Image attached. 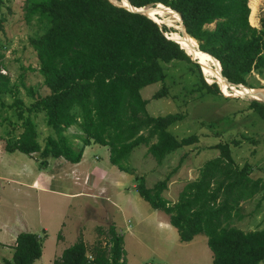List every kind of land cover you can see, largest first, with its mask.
<instances>
[{
  "label": "trees",
  "instance_id": "1",
  "mask_svg": "<svg viewBox=\"0 0 264 264\" xmlns=\"http://www.w3.org/2000/svg\"><path fill=\"white\" fill-rule=\"evenodd\" d=\"M128 1L135 8L161 4L177 12L187 35L201 52L218 61L228 82L248 89L263 88L247 80L253 73L264 75V20L259 30L250 25L248 0ZM23 9L26 23L35 20L42 28L29 43L47 94L26 88L32 99L26 105L18 97L16 85L0 73V109L11 111L12 117L0 130L4 150L35 154L39 168L45 169L49 159L63 158L77 164L86 146H105L110 164L135 177L140 198L168 216L181 243L206 236L211 264L264 262V229L245 232L232 226L241 218V203L260 192L264 199V180L252 179L250 164L238 167L231 155V147L238 148L243 141L254 144L255 139L242 135L241 139L214 145L218 156L203 164L195 180L182 185L174 203L165 193L177 168L147 188L144 176L126 163L134 149L144 146L161 165L168 155L199 140L196 134L177 139L168 129L183 116H150L146 111L148 101L140 95L142 88L161 82L153 99L166 97V70L171 65H184L195 78L190 95L226 98L215 82L206 81L201 67L185 50L165 36L172 31L109 0H24ZM2 22L0 17V31ZM2 59L0 53V71L4 67ZM6 94L14 97L8 105L2 102ZM248 109L264 121L262 102L251 100ZM38 113H43L46 126L54 133L43 144L33 118ZM72 127L79 133L75 138L80 143L78 148L67 134ZM123 243L122 235L110 226L106 247L88 252L80 238L53 264H126ZM41 255V238L20 233L11 261L5 264H34Z\"/></svg>",
  "mask_w": 264,
  "mask_h": 264
},
{
  "label": "rangeland",
  "instance_id": "2",
  "mask_svg": "<svg viewBox=\"0 0 264 264\" xmlns=\"http://www.w3.org/2000/svg\"><path fill=\"white\" fill-rule=\"evenodd\" d=\"M112 1L115 4L119 2L118 0ZM248 1L247 5L250 7L248 21L252 27L259 30L264 20V0ZM23 4L24 0H1L0 17L3 22L2 31H0V53H3L2 63L4 67L0 73L9 77L10 82L16 85V89L19 91L18 97L26 105H29L32 99L27 95L26 88L30 87L40 95L47 94V89L44 86L43 77L37 71L36 53L29 43L30 38L42 32V28L35 20L30 24L26 23ZM155 10L161 12L160 15L153 16L157 18L158 24L170 29L172 31L170 35L176 38L177 30L165 22V18L173 17L174 13L159 6ZM165 34L168 35L169 33ZM176 40L182 43L179 39L176 38ZM185 48L189 54L186 46ZM193 58L200 62L199 59ZM201 68L208 83L217 82L211 72L205 70L202 64ZM247 80L249 83L259 84L264 88V75L259 76L253 73L247 77ZM194 82L195 78L184 65H171L166 70V85L168 86L166 97L153 99V95L162 87L161 82L142 88L140 95L148 101L146 111L150 116H165L167 114L183 116V120L168 129L177 139L196 134L199 139L198 142L168 155L161 165H158L147 154L146 147H138L126 160L128 166L134 168L138 175L144 176L147 188L153 187L156 182L165 179L173 169L177 168V171L170 178L168 192L169 189H181L178 188L179 184H172L174 179L183 185L195 180L203 164L218 156V151L212 149L214 145L229 143L232 139H241L242 135H246L255 139V143L243 141L240 147H231L232 158L238 167H242L245 163L250 164V177L252 179L264 180V121L248 109L249 102L255 100V97L245 95H233V97L226 98L218 96L198 97V94H189ZM258 88L256 87V89ZM229 93L232 95L230 90ZM13 98V95H3L2 102L8 105L13 101ZM9 118L12 119L11 111L0 109V130L3 129ZM33 118L39 133V142L43 144L46 137L54 135V133L46 126L43 113H38ZM67 134L70 141L78 148L80 143L75 139L79 135L78 130L72 127L67 131ZM102 147L105 146L98 144L93 146L88 155L91 158V163L100 165L106 161L105 150ZM95 158L99 160L97 161ZM3 163H0L1 172L4 170ZM126 177L127 180L124 181V184L127 189H132V186L135 189L137 184L135 177L129 174H126ZM173 193L174 191L167 195L174 198ZM261 196L262 192L253 199L241 203L239 212L241 218L232 222L233 227L245 232L264 229V199L262 200ZM141 201L147 209L152 211L147 202ZM53 206L54 215L48 219L49 231L48 234L46 233L48 236L45 237V233L42 231L38 233L44 245V252L34 264H47L49 258L52 261L50 264H53V260L59 257H56L55 254L62 252L63 249L71 246L80 238L84 240L88 252H91L94 247L104 248L107 246L108 229L112 226V219H107L110 217L107 211H104L106 213L102 217L100 214L95 215L93 224H89L90 215L85 217L84 211L79 214V212H74V208H72L70 212L66 211L67 217L62 218L59 217V214L62 213V204L55 203ZM157 212L165 218L172 230L159 227L153 220L140 225L130 215L124 219L119 218L117 224L123 236L126 264H211L212 253L207 246L206 236L198 235L190 243H181L176 229L169 224L168 216L160 211ZM98 213L101 211L98 210ZM75 214L81 216V222L75 225L71 234H66L64 239L57 240L60 228L56 229V224L62 220L74 222L72 215ZM115 217L118 218L117 215Z\"/></svg>",
  "mask_w": 264,
  "mask_h": 264
},
{
  "label": "crops",
  "instance_id": "3",
  "mask_svg": "<svg viewBox=\"0 0 264 264\" xmlns=\"http://www.w3.org/2000/svg\"><path fill=\"white\" fill-rule=\"evenodd\" d=\"M93 146L95 144L84 148L77 164H71L63 158L49 159L47 167L40 169L35 154L27 156L19 152L8 153L4 150V143L0 141V163L4 162V170L0 171V264L11 261L16 237L20 233H31L39 237L38 233L42 231L45 237L48 236V219L54 215L52 208L55 203L62 204L59 217H67L66 211L70 212L74 208V212L79 214L84 211L85 217L90 215L89 224H93L95 215L100 214L102 217L106 213L104 211H107L110 216L107 219H112L111 224L119 234L121 231L117 222L127 215L134 217L137 224L153 220L159 227L172 230L165 218L157 212L159 210L147 209L133 186L132 189H127L124 184L127 173L110 164L107 147H102L106 161L100 165L91 163L88 155ZM175 183L179 184L178 188H182L183 184L174 179L172 184ZM181 190L169 189L171 193L174 191V198L167 195L168 191L165 197L174 203ZM79 214L72 215L74 222L62 220L56 224V229L60 228L59 239L71 234L75 225L81 222ZM43 252L42 244V255ZM61 253L55 256L60 257ZM51 262L49 258L47 264Z\"/></svg>",
  "mask_w": 264,
  "mask_h": 264
},
{
  "label": "bare ground",
  "instance_id": "4",
  "mask_svg": "<svg viewBox=\"0 0 264 264\" xmlns=\"http://www.w3.org/2000/svg\"><path fill=\"white\" fill-rule=\"evenodd\" d=\"M110 1H112V0H110ZM118 1L119 2L117 3V5H121V6H126L127 5V0H118ZM250 6H252V5H250ZM159 7H163V6L159 5ZM166 10H164V11H166ZM167 11H169V10H167ZM146 14L149 17L154 18L158 22L157 18L156 17H153V16L154 15L155 16L156 15H160L161 12L160 11H157L155 9H152V10H147V13ZM165 22L168 25L173 26L177 30L176 38L179 39V41H181L187 47V50H188V52H189V54L191 56H193V57H195V58H197V59L200 60L201 64L205 68V70H207V71L209 70L211 72V75L214 77V79L217 80V83L219 84L220 90L224 94L229 95L230 93H229L228 86L225 85L222 82L221 78H220L219 66L210 57H208L206 55H202V54H200V53H198V52L195 51L196 50L195 49L196 48V43L192 39H189L188 37H186V35H185L184 31H183V28L180 25V19L177 16V14L174 13L173 14V17L168 18V19L165 18ZM167 36L169 38H172V39L176 40V38L175 37H172V35H170V33ZM182 43H180V46L186 51V48H185V46ZM238 90L239 91H235V93H237L238 95H242V96L245 95V96H249V97H252V98L255 97V98H261V99L263 98L264 99V89L262 91H260L259 96H255L256 94L253 91H249L247 89L246 90L238 89ZM240 90H243V91H240ZM252 94H254V95H252Z\"/></svg>",
  "mask_w": 264,
  "mask_h": 264
},
{
  "label": "water",
  "instance_id": "5",
  "mask_svg": "<svg viewBox=\"0 0 264 264\" xmlns=\"http://www.w3.org/2000/svg\"><path fill=\"white\" fill-rule=\"evenodd\" d=\"M110 1V0H109ZM110 2H112V1H110ZM113 4H115L114 2H112ZM115 5H117V4H115ZM128 5V6H127ZM127 5L126 6H121V5H117V6H120V7H123V8H126L128 11H130V12H133V13H138V14H141V15H144V16H146V17H148V18H150V19H152L154 22H156V20L154 19V18H152V17H149L146 13H147V10H152V9H157L158 8V6L159 5H161V4H157V5H155L154 7H151V6H149V7H143V8H135V7H132L131 5H130V3H129V1L127 0ZM161 6H163V5H161ZM165 9H167V10H169V11H171V12H174V13H176L177 15H178V17H179V19H180V25L182 26V28H183V31H184V33H185V35H186V37H188L189 39H192L195 43H196V52H198V53H200V54H202V55H206V56H208V57H210L218 66H219V72H220V78H221V80H222V82L225 84V85H227L228 86V88H229V90L231 91V93H232V95H226V94H224L221 90V93H222V95L223 96H225V97H233V95L234 96H236V95H238L237 93H235V91H239L238 89H243V90H249V91H253L256 95L255 96H259V94H260V91H262L264 88H258V89H248V88H246V87H244L243 85H233V84H231L230 82H228L227 81V79L226 78H224L223 76H222V74H221V67H220V65H219V63H218V61L215 59V58H213L212 56H210V55H208V54H206V53H204V52H201L200 50H199V47H198V44H197V42L193 39V38H191L189 35H187V33L185 32V29H184V26H183V23H182V21H181V18H180V16H179V14L177 13V12H175V11H173L172 9H170V8H168V7H165V6H163ZM157 24H158V22H156ZM159 25V24H158ZM165 36L167 37V35L165 34ZM169 38V37H168ZM170 40H173V41H175L177 44H179L180 45V43L177 41V40H174V39H172V38H169ZM181 47V46H180ZM182 48V47H181ZM183 49V48H182ZM186 52V51H185ZM187 53V52H186ZM187 55H189L188 53H187ZM190 56V55H189ZM191 57V60L192 61H194V62H196L200 67H201V64H200V62H198V61H196L192 56H190ZM201 71H202V68H201ZM202 74H203V71H202ZM204 75V74H203ZM212 82H215V81H212ZM216 84H217V82H216ZM218 85V84H217ZM218 87H219V85H218ZM220 89V88H219ZM252 95H254V94H252ZM255 100H257V101H260V102H262L263 104H264V100H263V98L261 99H256L255 98Z\"/></svg>",
  "mask_w": 264,
  "mask_h": 264
}]
</instances>
